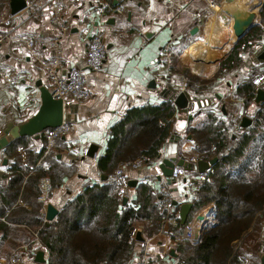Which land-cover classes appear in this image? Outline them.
Masks as SVG:
<instances>
[{
	"label": "crops",
	"instance_id": "crops-1",
	"mask_svg": "<svg viewBox=\"0 0 264 264\" xmlns=\"http://www.w3.org/2000/svg\"><path fill=\"white\" fill-rule=\"evenodd\" d=\"M109 1L55 0L62 8L68 28L62 35L52 18V0H35L41 10L26 22H23L28 14L26 9L11 15L9 0H0V13L8 12L10 17L6 23L0 24V32L13 30L11 37L0 43V71H5L13 80L9 83L0 74V139L7 137V130L37 111L40 94L36 83H45L48 76L47 64L57 60L60 73L66 72L70 67H83L90 36L95 32L101 34L106 48L104 64L97 71L85 70L86 85L92 91V97L87 101L64 100V123L68 125V132L56 140L51 153L43 159L50 166L56 182L50 188L47 203H51L59 212L85 185L101 182L102 176L107 179L112 174L101 173L96 160L105 152L110 127L126 109L146 102L161 103L179 91L188 93L189 98L195 102L194 110L185 113L175 107L168 138L157 160L152 164L142 162L138 167L128 164L117 168L121 169L127 183H131L130 186L127 184L125 204H122L121 198L122 220L125 221L134 214L136 217H131L132 226L135 232L140 231L143 238V241L134 239L130 264L142 263L141 252L145 241L149 239L150 263L173 264L175 257L169 251L174 246L168 239V233L177 225L175 221L180 203L189 201L195 206L200 195L207 196L205 204L194 207L191 213L200 216L203 221L200 240L206 238L221 223L219 207L229 194L232 173L222 171L218 176L211 177V182H204L202 176L206 172L199 173L196 166V162L201 160L199 154L203 146L189 127L200 126L203 120V116L195 113L212 110L226 122L232 123L226 132L230 136L241 127V118L251 114L260 102L255 103L253 100L244 107L237 95V86L241 82L252 81L264 68V64L255 61L256 51L264 48V21L260 14L264 0H239L246 13L255 16L251 21L252 28L259 27L263 30L258 37L252 36L248 41L251 44L240 54L241 61L234 62L232 68L224 69L220 74L221 62L237 42L236 38L227 40L232 30L228 25L232 14L224 6L228 0H112V4ZM105 2H109L111 8L120 7L122 11L111 9L102 14L99 8ZM213 5L217 6L216 9ZM218 12L226 13L229 19L231 17L227 28H222L225 23L217 15ZM210 24L220 31L223 47L218 48L207 42V28ZM35 36L42 38L43 43H36L32 49H28L26 42ZM56 37L58 40L52 42ZM198 51L202 54L215 51L216 54L208 59H197L195 53ZM190 60L200 67L194 68ZM191 69L205 74L206 76H199L205 78L204 82L211 84V87L199 92L191 89V83L187 81L193 74ZM18 139H15L16 143L10 150L7 148L12 141L0 146V191L9 186L7 179L12 173L10 167L20 159L18 148L22 146L25 151H32L39 150L43 145L41 135L38 139L30 136ZM92 144L96 146V150L93 157H88L86 152ZM172 157L188 162L190 168L182 167L184 174L169 180L163 176L159 164L162 159ZM191 158L196 161H191ZM213 180L214 186L209 189ZM208 189L209 194L206 195ZM163 193L171 198V202H178L176 206L171 204L166 215H171L169 217L173 221L168 222L165 220L166 216H163L161 229L149 235L144 228L145 221L158 210V200ZM12 207H22L21 217L25 219L23 213L30 206L24 205L18 197L10 209ZM39 207L36 208L37 213ZM1 208L0 205V212L4 211ZM10 209L5 212V216H0V221L7 225L6 231L0 230V264L7 263L14 252L22 256L23 264H47L48 251L41 246L38 234L28 224L9 222L7 215ZM39 214H43L45 222V209ZM257 242L261 244L258 252L252 251L247 255L254 264H261L258 254L264 250V223ZM241 243H235L237 251ZM241 247L243 250V244ZM39 250L43 251L44 262L35 260Z\"/></svg>",
	"mask_w": 264,
	"mask_h": 264
},
{
	"label": "trees",
	"instance_id": "trees-1",
	"mask_svg": "<svg viewBox=\"0 0 264 264\" xmlns=\"http://www.w3.org/2000/svg\"><path fill=\"white\" fill-rule=\"evenodd\" d=\"M260 14L264 21V1ZM262 30L253 27L236 42L227 58L221 62L219 74L224 69L232 68L234 62L241 61L240 54L251 44L248 41L252 36L258 37ZM196 85L189 84L196 92L211 87L206 82ZM237 95L244 107L253 102L255 87L252 81L239 83ZM175 110V105L169 99L158 104L146 102L126 109L109 129L105 152L96 160L99 171L108 175L137 158L147 164L157 160L168 138ZM195 114L203 116L200 126L189 127L203 146L199 158L206 161L217 158L212 166L211 177L228 171L232 173V178L229 194L221 201L222 210L219 207L220 225L217 224L197 244L174 246L173 264H239L235 259L236 254L257 253L261 247L257 239L264 223V99L251 114H246L250 120L247 126L238 127L230 136L226 132L232 123L226 122L212 110ZM15 143L16 140L12 141L7 149L10 150ZM26 152L28 160L35 162L42 156L43 147L32 151L26 149ZM38 168L28 173L20 159L12 163V173L7 179L9 186L0 191V205L1 209L4 208L0 216H5L18 197L24 205L30 206L23 213L25 219L21 217L22 207H12L7 220L28 224L38 234L41 246L48 251L47 264H130L134 251V240L130 239L134 229L131 217L136 216L131 214V217L122 220L121 198L117 195L116 186L108 178L85 185L46 225L43 214L36 212L40 205L36 200L39 195L38 182L42 176L49 177L51 186L56 182L50 166L48 170ZM214 182L211 185L207 183L209 189H212ZM206 199L207 196L200 195L195 208L203 206ZM163 216L156 209L147 218L144 228L149 235L161 229ZM6 226L4 221H0V230L6 231ZM237 242H242L238 251L235 247Z\"/></svg>",
	"mask_w": 264,
	"mask_h": 264
},
{
	"label": "built area",
	"instance_id": "built-area-1",
	"mask_svg": "<svg viewBox=\"0 0 264 264\" xmlns=\"http://www.w3.org/2000/svg\"><path fill=\"white\" fill-rule=\"evenodd\" d=\"M26 1V9L28 14L23 18V22H26L36 16L41 7L35 3V0H25ZM53 1L52 7V18L53 21L58 25L60 33L63 35L67 32V24L62 15V8L59 4ZM115 10L116 12H121L120 7L111 8L109 2L103 3V5L99 8V11L104 14L108 10ZM8 12L0 13V24L6 23L9 19ZM13 30H5L4 32H0V43L5 41L6 39L11 37ZM58 39L53 38L52 42H56ZM43 43V39L35 36L30 41L26 42V46L28 49H32L36 43ZM106 58V48L103 42V38L101 34L95 32L90 36L88 41L85 62L83 67H70L64 73H60L58 70V62L54 60L47 64V79L43 86L50 92L53 98H60L63 101L66 99L72 101H87L92 97V91L87 87L85 80V70L97 71L99 70L105 61ZM1 76L9 83L13 80L11 77L5 72L0 71ZM252 84L255 87V91L258 88H261L264 85V68L260 72V74L256 75ZM68 132V125L66 123H62L61 125L55 128H46L44 129L40 135L43 139V154L42 156L34 163H30L26 157V151L22 146L18 148V152L20 154V161L24 168L27 169L28 173H32L37 167L43 168L44 170H48V164L43 162V159L46 158L52 151L55 146V142L58 138L65 135ZM191 161H196L194 158H191ZM142 164L140 159L133 160L130 163L131 167H138ZM206 174L203 175L204 182H211L210 174L213 172L212 167H209L205 170ZM184 174V168L180 166H175L172 171V178H177ZM109 181L113 183L117 188V195L122 198L126 196L127 191V179L124 175L121 174V169H116L109 177ZM51 188V181L49 177L42 176L38 182V190L39 195L37 196V201L40 203V207L38 208V212H42L45 209L47 203L48 193ZM164 191V189H162ZM171 208V198L166 194H161L158 200V212L163 214L164 217L168 215V212ZM176 215V214H175ZM171 216V215H169ZM166 216V221H173L172 217ZM177 216V215H176ZM174 220L175 217H174ZM176 222V223H175ZM174 223L177 224L173 231L168 233V239L171 241L173 246L183 245L186 243L196 242L197 234H200V229L203 221L200 219V216L191 214L182 224H178L177 221ZM135 229L132 230L130 239H135ZM151 239L145 241V246L143 251L141 252V264H149L150 261V251L149 247L151 244ZM235 259L239 264H254L252 259L247 254L238 253L235 255ZM5 264H23L22 256L14 252L12 253L7 263Z\"/></svg>",
	"mask_w": 264,
	"mask_h": 264
},
{
	"label": "water",
	"instance_id": "water-1",
	"mask_svg": "<svg viewBox=\"0 0 264 264\" xmlns=\"http://www.w3.org/2000/svg\"><path fill=\"white\" fill-rule=\"evenodd\" d=\"M232 1V0H228ZM26 7L25 0H9V13L14 15L20 11H22ZM224 23L229 21V16L226 13L218 12L217 14ZM247 25L245 30H237L236 31V41H238L241 37H243L248 30L252 28V24L245 23ZM195 31V29L193 30ZM256 63L264 64V48L260 51H256L255 53ZM36 86L38 87L39 94H40V105L37 111L28 117L26 120L18 123L14 127L7 130L5 133L7 137H3L0 139V146H4L9 142L18 139L24 136H30L34 139H38L40 137V133L46 128H55L61 125L64 122V111H65V103L60 98H53L50 92L41 84V82H37ZM172 100L173 104L179 111L185 113H191L194 110L195 102L194 100L189 98L188 93L184 91H179L173 96L169 98ZM264 99V85L261 88H258L255 91V103ZM223 109V108H222ZM250 122L249 118L244 116L241 118V127L247 126ZM96 150L95 145H90L86 155L88 157H93ZM217 158L214 157L208 161L206 160H198L196 162L197 171L199 173H203L207 168L212 167L216 162ZM175 166L190 168V164L183 159H176L174 157L168 159H162L161 163L159 164V168L162 171L163 176L167 177L169 180L172 179V171ZM106 176H102V180H105ZM130 181L128 182V186H130ZM127 201V197H122V204H125ZM171 204L176 206L178 202L176 200L172 201ZM194 203L185 201L179 204V211L176 216L178 224H182L186 218L191 215L194 211ZM58 210L55 206L51 203L46 204L45 208V224L49 225L50 222L54 220L57 216ZM196 240H200L199 233L196 236ZM135 239L139 241H143L141 237L140 231H137L135 234ZM48 247V244H47ZM169 254L175 257V250L171 248ZM259 260L261 264H264V250L258 254ZM35 260L37 262H44L45 259L43 258V251L39 250L36 252Z\"/></svg>",
	"mask_w": 264,
	"mask_h": 264
},
{
	"label": "bare ground",
	"instance_id": "bare-ground-1",
	"mask_svg": "<svg viewBox=\"0 0 264 264\" xmlns=\"http://www.w3.org/2000/svg\"><path fill=\"white\" fill-rule=\"evenodd\" d=\"M226 8L228 9V11L231 12L232 14V19L231 21L229 22V27L230 29H232L230 32L231 34L228 35L227 37V40L230 39V38H236V31L237 30H245L247 25H245V23H250L251 21L254 20L255 16L254 14H249V13H246V9L245 7L243 6V4L241 3V1L239 0H232V1H228L227 3H225ZM255 6V5H254ZM216 5H213V8L216 9ZM229 19V20H230ZM210 23V22H209ZM222 27V26H221ZM223 28V27H222ZM208 31H207V42L211 43L212 45L215 44L217 45V47L219 48L220 46L223 47L224 43L222 41V36L220 34V31L215 28V26L213 25H209V27L207 28ZM227 31V30H226ZM228 32V33H230ZM225 35V34H224ZM226 41V40H225ZM220 42V43H219ZM227 42V41H226ZM208 43V44H209ZM219 43V44H217ZM219 45V46H218ZM227 45V44H226ZM221 48V47H220ZM205 49V48H204ZM213 49V48H212ZM223 49V48H222ZM208 50V48H207ZM220 50V49H219ZM224 51V50H223ZM215 53L210 51L209 53L207 54H202V53H198L196 52L195 53V56L200 58V57H204L206 59H208L209 57L213 56ZM220 53V52H219ZM216 54V53H215ZM218 54V53H217ZM203 58V59H204ZM213 58V57H212Z\"/></svg>",
	"mask_w": 264,
	"mask_h": 264
},
{
	"label": "rangeland",
	"instance_id": "rangeland-1",
	"mask_svg": "<svg viewBox=\"0 0 264 264\" xmlns=\"http://www.w3.org/2000/svg\"><path fill=\"white\" fill-rule=\"evenodd\" d=\"M257 1V0H256ZM256 3V2H255ZM228 24V22L227 23H225V24H222L223 25V28H227V25ZM235 41V40H234ZM233 42V41H232ZM198 53H201V52H199L198 51ZM196 57V56H195ZM197 59H200V58H198V57H196ZM191 61V60H190ZM191 63H192V65L194 66V68H197V67H200V66H197V65H194V63H193V61H191ZM201 68H202V66H201ZM193 69H191V72L193 73L192 74V76H189L188 77V82H190V83H192V84H194V85H196L197 83H199V82H204V80H206L205 78H202L203 76H206L205 74H202V73H200V72H198L196 69V71L195 70H193ZM202 76V77H200V76Z\"/></svg>",
	"mask_w": 264,
	"mask_h": 264
}]
</instances>
